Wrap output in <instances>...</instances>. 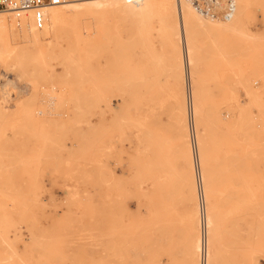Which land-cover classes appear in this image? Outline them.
I'll use <instances>...</instances> for the list:
<instances>
[{
	"label": "rangeland",
	"instance_id": "374dc122",
	"mask_svg": "<svg viewBox=\"0 0 264 264\" xmlns=\"http://www.w3.org/2000/svg\"><path fill=\"white\" fill-rule=\"evenodd\" d=\"M160 2L0 14V264L264 262V0Z\"/></svg>",
	"mask_w": 264,
	"mask_h": 264
},
{
	"label": "bare ground",
	"instance_id": "6f19581e",
	"mask_svg": "<svg viewBox=\"0 0 264 264\" xmlns=\"http://www.w3.org/2000/svg\"><path fill=\"white\" fill-rule=\"evenodd\" d=\"M160 1H169L170 2V6H169L170 8L169 9H171L173 11L177 10L178 12L183 14L182 17H185V16L187 18L194 17L196 20H198V22L200 21V18H198L196 16L194 10L192 9L193 8L192 4H189L191 2L188 3L186 0H137V1H130V0H73V1H70V2L62 5V6H56V7L50 8L49 11L46 12V21L50 20L51 26L56 27L57 24L63 22L64 19L72 13H74V14H82L83 13V14H89V15H92V14H102V15L111 14L112 15L113 14V16H114V14H116V15L123 16L127 12H134V11L138 10V11H141L142 14H145V13L147 14V13H149L148 11H150V12L152 11L154 2L156 3V2H160ZM158 12H160V11L158 10ZM167 13H168V11H167ZM160 14L166 15V12L165 13L162 12ZM140 16L141 15H139L138 17H140ZM95 17H97V15ZM70 18H71V16H70ZM91 18H94V17H91ZM68 20L69 19H67V21H65V23L68 22ZM18 21H19V19H18ZM20 22L21 23L18 26V25H16V23L8 20L7 17H5V15H0V47L13 48L14 43H12L13 40H11V31L13 32L12 29L14 27L18 26L21 28V26H24L26 28L27 26L29 27V25H30V27H31V25L34 24L31 14L23 17ZM96 25H98V22ZM184 25L185 26L187 25L186 22H184ZM99 26H102V24L101 25L99 24ZM34 27H36V26L34 25ZM96 27H98V26H96ZM27 28H26V30H27ZM31 28H33V26ZM45 28H46V25H45ZM102 28L105 29V27H103V26H102ZM21 30H23V29H21ZM28 30H30V29H28ZM19 31H18V33H19ZM31 31H32V29H31ZM22 32L23 31H21V33ZM28 33H29V31H28ZM25 34H27V33H25ZM12 35H13V33H12ZM21 35L22 34H20V36ZM14 37H16V36H14Z\"/></svg>",
	"mask_w": 264,
	"mask_h": 264
},
{
	"label": "built area",
	"instance_id": "2783aa9c",
	"mask_svg": "<svg viewBox=\"0 0 264 264\" xmlns=\"http://www.w3.org/2000/svg\"><path fill=\"white\" fill-rule=\"evenodd\" d=\"M73 0H0V14L21 19L31 14L33 23L41 28L46 21V12ZM137 1V0H130ZM202 15L212 19L231 20L237 10L236 0H189Z\"/></svg>",
	"mask_w": 264,
	"mask_h": 264
},
{
	"label": "crops",
	"instance_id": "0c3cea01",
	"mask_svg": "<svg viewBox=\"0 0 264 264\" xmlns=\"http://www.w3.org/2000/svg\"><path fill=\"white\" fill-rule=\"evenodd\" d=\"M131 211H133V209H131ZM196 213H197V208H196ZM236 236H237V234H236ZM194 241H195V238H194ZM194 241L192 242V245H193ZM230 249H231V256L237 257V254H238V240H237V237L234 239V242H233V237H232V239L230 241ZM233 257H231V258L233 259ZM190 259H191V263L194 264V257L190 255ZM262 264H264V262H262Z\"/></svg>",
	"mask_w": 264,
	"mask_h": 264
}]
</instances>
